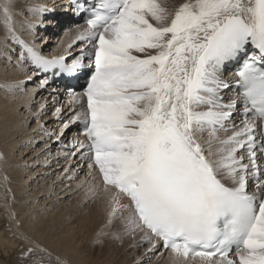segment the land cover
Returning <instances> with one entry per match:
<instances>
[{
  "label": "snow or ice",
  "instance_id": "6c2138e0",
  "mask_svg": "<svg viewBox=\"0 0 264 264\" xmlns=\"http://www.w3.org/2000/svg\"><path fill=\"white\" fill-rule=\"evenodd\" d=\"M11 9L12 0L0 5L9 30ZM86 24L76 40L88 47L70 63L13 39L41 71L92 69L76 117L88 167L109 194V223L126 221L176 264H264V198L247 190L249 176L264 190L255 135L264 125V0H186L171 11L162 0H94ZM230 63L240 67L224 103Z\"/></svg>",
  "mask_w": 264,
  "mask_h": 264
},
{
  "label": "bare ground",
  "instance_id": "6f19581e",
  "mask_svg": "<svg viewBox=\"0 0 264 264\" xmlns=\"http://www.w3.org/2000/svg\"><path fill=\"white\" fill-rule=\"evenodd\" d=\"M63 2L64 0H51V2L50 0H12L11 30L5 27L2 19H0V264H39L41 262L44 264H113L109 262V259L113 258L110 255L111 253L108 256L111 257L109 259L107 257L100 258L101 254L99 252L92 255L91 250L92 246L95 247L94 242L96 239L101 247L104 241L108 240H105L103 233L107 228H113L112 223H109L108 216L109 194L102 190L100 201L95 203L92 209L86 211L85 214L79 216L77 214V217L73 213L70 218L67 215L72 214V212L68 213L69 210L67 209L68 214L64 213L65 210H62L64 208L61 209V212L57 207L61 203L60 199L70 195L69 188L73 187L71 190L75 189L81 197V199L78 197V200L83 201V198L87 199V189L96 187L95 182L99 171L94 167V180L89 181V178L87 179L90 170H86L87 154L83 152L84 147H81V144L86 140V137L81 134L84 129L83 115H80L81 118L76 123L71 122L73 129L70 132L69 142H67L68 139L65 142L62 141L65 137H63L64 127L62 130H58L57 122L62 116L63 118H69L68 121L72 118L75 111L70 107H73L77 114L85 111V108L81 107V103L86 102V100L78 93L79 88L70 85L69 82H77L82 86L84 79H81L80 75L89 68L74 76L59 73L58 69L41 71L35 68L31 60L21 59L23 50L16 41L15 54L19 52L18 58H16L19 59V65L23 66L24 69L32 67L30 70L35 75L33 81L39 78L37 85L42 90L33 89L30 91V88H33L31 86L35 83L31 82L27 85L20 74L9 65L8 50L13 45V35L29 47L40 52L44 58L54 59L64 56L69 63L72 56L88 47L86 42L76 40L78 34H86V24L84 22L76 24L74 14L69 8L63 6ZM79 2L81 3L82 0H79ZM162 2L171 11L186 2V0H162ZM3 3H5V0H0V5ZM57 4L60 6H56ZM62 6L65 8L62 9ZM37 8L43 11L38 12L35 10ZM36 13L44 15L45 18L41 20L39 31H35L34 34L39 35V33H42L44 37L48 34V37L45 41H38L40 43H31L21 36L26 34L28 26L34 25L33 16ZM0 17H2V12H0ZM42 34L39 35L40 37L38 36L37 40H40ZM62 34L63 39L61 40L60 36ZM57 39H60L59 43ZM57 43L58 46L53 48V45ZM43 46L45 49H43ZM232 77H234V73H230L226 79ZM40 78L43 81L47 80V83H39L41 82ZM233 81L227 80L231 84ZM16 87L17 89L26 88L29 94L26 96L18 95ZM49 94L57 95L66 102L71 99V102L67 105L68 109L61 106V102H64L61 101L58 105V112L52 114L53 116L51 114L47 115L49 111H53L56 107L48 98ZM36 95L40 98L37 107H35L36 104L33 100ZM233 95L234 90H225L221 94L223 102L227 103ZM84 104L86 105V103ZM55 114L58 115L55 116ZM237 124H239V119H237ZM31 125H33L32 128ZM222 133L220 135H227ZM255 135L256 141L264 137V127L258 128ZM207 139L208 135L204 133L201 137L202 142ZM44 140L45 142L42 144ZM257 157V163L264 171L263 158L258 152ZM66 178L67 181H73L74 183L71 185L66 181L63 184V179ZM255 181V177L249 176L247 190L249 194H254L259 200L264 190L258 188ZM80 202L78 205L80 211L82 210L81 207L87 209L84 202L81 204ZM123 203H127V201L124 200ZM69 206L70 204L66 207ZM73 206H77V204ZM59 207L61 208V206ZM89 208L91 207L89 206ZM55 210H59L61 213H57L58 211L55 212ZM124 215L127 216L128 213L125 212ZM73 217L76 218L72 219ZM100 217L101 219L97 220ZM114 219L121 223L124 222V220L118 218ZM125 227L128 230L130 226L125 225ZM98 231L101 234L99 238L96 236ZM93 236L96 238L93 239ZM137 241H139L138 237L135 236L134 242ZM111 245L108 246L112 247ZM128 246H125L126 251L122 255V259L125 260L123 264H133V262H135L134 264H141L139 260L141 256H136L135 260L126 262L129 252H136L135 245L133 251H130L131 249ZM150 248L151 245H147L144 250L149 251ZM29 249L32 251L29 252ZM158 250L160 255L157 258L155 256L156 261L165 259L169 264H176L175 254L161 248L159 243L157 248L149 251L151 257ZM95 251H98L97 247ZM118 254H120L119 251ZM166 255L169 257L166 258ZM229 258L237 259L235 253L229 255ZM194 260L199 264L204 262L199 257ZM117 263L122 264L118 261Z\"/></svg>",
  "mask_w": 264,
  "mask_h": 264
},
{
  "label": "rangeland",
  "instance_id": "374dc122",
  "mask_svg": "<svg viewBox=\"0 0 264 264\" xmlns=\"http://www.w3.org/2000/svg\"><path fill=\"white\" fill-rule=\"evenodd\" d=\"M50 2H51V0H50ZM61 2V1H60ZM60 2H58V3H60ZM56 6H60L59 4H57ZM65 7H62V9H64ZM33 18H34V20H35V23H34V25H30V26H28L27 27V32H26V34L24 35V36H21V37H25L27 40L26 41H28V42H31V43H34V42H38V41H40V42H42V41H45V39H46V37H48V34H46L45 35V37L43 36V34L42 33H39V35L40 34H42V36H41V38H40V40H37L38 39V36L39 35H35L34 34V32L35 31H39V27H40V24H41V20L43 19V18H45V16L44 15H41V14H38V13H36L34 16H33ZM48 27V26H47ZM54 28V27H53ZM62 30V29H61ZM64 34V33H63ZM63 34L60 36V39L62 40L63 39ZM19 36V35H18ZM15 37H17V36H15ZM40 37V36H39ZM53 37V36H52ZM60 39H57V42L59 43V41H60ZM40 42H38V43H40ZM84 42V41H83ZM58 43L57 44H54L53 46V48H56L57 46H58ZM16 44H17V42H16V40H14V42H13V45L11 46V47H9V50H8V53H9V65L14 69V70H16L19 74H20V77H22L23 78V81L24 82H26V84L28 83V84H30L31 82H34L35 84L34 85H32L31 87H33V88H30V91H32L33 89H37L38 91H40V90H42L40 87H38V85H37V81L39 80V78L37 79V78H35V79H37V80H32L33 78H34V72H32L30 69H32V67L30 68V69H24V67L23 66H20L19 64V59H16V58H18V54H19V52H17L16 54H15V50H16V48H17V46H16ZM71 45V44H70ZM43 49H45V47L43 46ZM23 72V73H22ZM40 80L41 81H43V79H41L40 78ZM39 83H41V82H39ZM27 84V85H28ZM46 87H47V85H45ZM46 87H43L44 89L46 88ZM16 92H17V94L18 95H20V96H26V95H28L29 93H28V90H26V88H21V89H17V87H16ZM79 93V92H78ZM56 99H55V98ZM51 101H52V104H54V105H56V107L53 109V111H49L48 113H47V115H52V114H54V113H56V112H58L57 110H58V105H59V103L61 102V101H64L63 103L61 102V106H63V107H65L66 109H68V107H67V105H69V103L71 102V99L70 100H68V102H66L65 100H63V98H61V97H58L57 95H50L49 94V97H48ZM40 98H39V96H35L34 98H33V100H34V102H35V107H37V102H39L38 100H39ZM39 104V103H38ZM71 109H73V111H75V113H74V115L72 116V118L68 121V119L69 118H63V116L57 121L58 122V130H62L63 129V127H64V131H63V139H62V141H66L67 139H68V141L67 142H69V138H70V136H71V133L70 132H72V129H73V127H72V121H74L75 123L77 122V120L78 119H80L81 117L79 116V118L77 119V117H76V114H77V112H76V110L73 108V107H70ZM84 108L86 109V105L84 104ZM56 115H58V114H55V116ZM53 116V115H52ZM42 119H43V117H42ZM62 119V120H61ZM67 119V120H66ZM44 124V123H43ZM46 124V123H45ZM65 124H67V127H65ZM78 124V123H77ZM32 126L33 125H31V128H32ZM43 126V125H42ZM262 127H264V125H262ZM41 134L43 135V133L41 132ZM68 134V135H67ZM222 134H227V133H222ZM67 136V137H66ZM73 136V135H72ZM222 136V135H221ZM72 138V137H71ZM45 142V140L42 142V144ZM87 144H88V141H87V139H86V141H84V143H83V145H84V149H83V152H85L86 154H87V158H86V170L88 171V170H90V173H88L87 174V179L89 178V181H93L94 180V167H95V165L92 167V168H89L88 167V164L89 163H91L92 161H90L89 159H88V149H87ZM60 146V145H59ZM43 147H44V145H43ZM76 151H77V148L75 149ZM75 152V151H74ZM69 159V158H68ZM96 169H98L97 167H95ZM54 170V169H53ZM99 171V170H98ZM54 175V174H53ZM67 181V178L66 179H63V184L65 183ZM68 182V184H73L74 182L73 181H67ZM255 183H256V181H255ZM95 185H96V187L94 188H91V189H87V199L85 200V198H83V201H81L80 199H81V197L78 195L79 193H77V191L75 190H71L73 187H71V188H69L70 189V191H69V193H70V195L69 196H67V197H64V198H62V199H60L61 201V203H59V205L57 206L59 209H60V211L62 212V210L64 211V213L66 212H68L67 211V209L69 210V212L68 213H71L72 212V214H66L68 217H70L71 218V216L73 215V213H75V215L74 216H76L77 214H78V216L79 215H81V214H85L86 213V211H88V210H90V209H92V207H93V205L95 204V203H97L98 201H100L99 199H100V196H101V191L102 190H104V189H102L103 187H105L104 186V182H103V177H102V175L100 174V173H98V178H97V180H96V182H95ZM102 187V188H101ZM69 189H67V190H69ZM68 193V194H69ZM78 197L80 198L79 200H78ZM260 199H262V198H264V192L262 193V195H260V197H259ZM72 199H73V201H72ZM259 199V200H260ZM75 200V201H74ZM85 200V201H84ZM258 200V201H259ZM64 201V202H63ZM69 201H71V202H69ZM81 201V202H80ZM75 202H76V204H77V206L79 205V202H80V204L81 203H83L84 202V204H85V207L87 208V209H83L82 207H81V211H85V212H81L80 211V207L78 206H73V205H76L75 204ZM88 202V203H87ZM60 204H62V205H60ZM68 204H70V206L69 207H66V206H68ZM71 205H72V207H71ZM59 206H61V208L59 207ZM89 206L91 207V208H89ZM76 207V209H74V208ZM58 208H56V209H58ZM62 208H64V209H62ZM62 209V210H61ZM71 209V210H70ZM73 209V210H72ZM77 210H79V211H77ZM58 211V212H57ZM55 210V212H57V213H61L59 210ZM74 211H76V212H74ZM70 215V216H69ZM77 217V216H76ZM76 217H73L72 219H75ZM99 219H101V217L100 218H98L97 220H99ZM119 225V226H118ZM125 225L126 226H130L129 228H128V230H127V228L125 227ZM112 229H109V228H107L106 229V231H105V233H103L104 234V237H105V240H107V241H104V243L101 245V247L99 246V243H98V241H97V239L95 240V242H94V245H95V247L94 246H92V255H94L96 252H99L101 255V257L100 258H104V257H107L108 259L109 258H111V257H108L109 256V254L113 257V258H111L112 259V261H111V259H109V262H112L113 264L115 263L116 264V262L118 261L119 263H125V260L124 259H122V255H124L125 254V251H126V248H125V246H128V248L129 249H131L130 251H133L132 249L134 248V245L136 246V249H135V251L136 252H134V253H132V252H129V254H128V252H126V254H128L127 255V260H126V262L128 261H133V260H135V258H136V256H141V258L139 259L140 261H141V264H169V262H166L165 261V259L162 261V260H158V261H156V258L160 255V253H159V250L156 252V253H154V255H153V257H151V253L147 250V251H145L144 249L147 247V245H150V244H148L144 239H143V233H141V232H139V231H135V232H131L132 231V229H131V225H128L127 223H126V221H124V222H120V221H117L116 219H113V221H112ZM125 227V228H124ZM127 230V231H126ZM135 234V235H134ZM96 235V234H95ZM106 235V236H105ZM97 238H99V237H101V234L99 233V231L97 232ZM135 236H137L138 237V240L139 241H137L136 243L134 242V237ZM108 237V238H107ZM94 238H96L95 236H93V239ZM111 241V242H110ZM131 241V242H130ZM110 243V244H109ZM129 243H131V244H129ZM142 243V244H141ZM112 244V245H111ZM104 245H105V247H104ZM106 245H107V248H106ZM111 245L112 247H109V246ZM116 247H114V246ZM96 247L98 248V251H95L96 250ZM109 247V248H108ZM125 248V249H124ZM103 249H105L104 251H103ZM124 249V250H123ZM102 250V251H101ZM110 252H109V251ZM121 250V251H120ZM103 253V255L105 254L106 255V251H107V255L105 256H103L102 255V253ZM115 252L114 254H113V252ZM118 251H119V253L120 254H118ZM123 252V253H122ZM113 254V255H112ZM142 254V255H141ZM118 256V257H117ZM155 256H156V258H155ZM121 257V258H120ZM169 256L168 255H166V258H168ZM116 258V259H115ZM119 258V259H118ZM107 259V260H108ZM123 260V262H122V260ZM139 261V262H140ZM42 264H44L43 262H41ZM41 263H39V264H41ZM135 262H133V264H134ZM118 264V263H117ZM188 264H199V263H197V261L196 260H194V261H192L191 259L188 261ZM203 264H205V262H203Z\"/></svg>",
  "mask_w": 264,
  "mask_h": 264
}]
</instances>
